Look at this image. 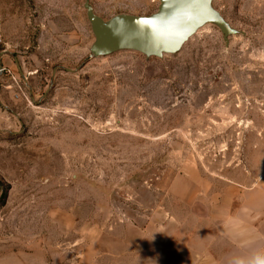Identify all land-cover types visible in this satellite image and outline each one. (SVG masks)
<instances>
[{
	"label": "rangeland",
	"instance_id": "obj_1",
	"mask_svg": "<svg viewBox=\"0 0 264 264\" xmlns=\"http://www.w3.org/2000/svg\"><path fill=\"white\" fill-rule=\"evenodd\" d=\"M86 1L0 0V264H156L264 173V0H213L239 32L208 23L162 58L91 57Z\"/></svg>",
	"mask_w": 264,
	"mask_h": 264
},
{
	"label": "water",
	"instance_id": "obj_2",
	"mask_svg": "<svg viewBox=\"0 0 264 264\" xmlns=\"http://www.w3.org/2000/svg\"><path fill=\"white\" fill-rule=\"evenodd\" d=\"M85 7L95 35L91 57L121 50H134L148 58L176 54L208 23L219 27L226 41L239 32L214 8L213 0H160L150 15L119 14L108 20L94 12L89 0Z\"/></svg>",
	"mask_w": 264,
	"mask_h": 264
},
{
	"label": "crops",
	"instance_id": "obj_3",
	"mask_svg": "<svg viewBox=\"0 0 264 264\" xmlns=\"http://www.w3.org/2000/svg\"><path fill=\"white\" fill-rule=\"evenodd\" d=\"M238 188L228 211L196 218L195 224L173 238L170 253L157 245L156 264H235L255 253L264 254V173L254 185ZM207 205L198 203L202 210ZM106 256L123 255L107 252Z\"/></svg>",
	"mask_w": 264,
	"mask_h": 264
},
{
	"label": "built area",
	"instance_id": "obj_4",
	"mask_svg": "<svg viewBox=\"0 0 264 264\" xmlns=\"http://www.w3.org/2000/svg\"><path fill=\"white\" fill-rule=\"evenodd\" d=\"M3 44V40L0 37V48L1 46H3ZM2 54L3 52L0 50V82L3 77L13 74L10 67L4 62ZM13 78L16 80V77L14 75Z\"/></svg>",
	"mask_w": 264,
	"mask_h": 264
},
{
	"label": "clouds",
	"instance_id": "obj_5",
	"mask_svg": "<svg viewBox=\"0 0 264 264\" xmlns=\"http://www.w3.org/2000/svg\"><path fill=\"white\" fill-rule=\"evenodd\" d=\"M235 264H264V254L255 253L247 260H237Z\"/></svg>",
	"mask_w": 264,
	"mask_h": 264
}]
</instances>
